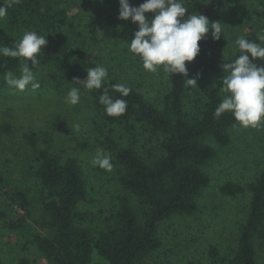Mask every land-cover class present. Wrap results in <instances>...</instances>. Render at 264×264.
<instances>
[{"label": "trees", "instance_id": "1", "mask_svg": "<svg viewBox=\"0 0 264 264\" xmlns=\"http://www.w3.org/2000/svg\"><path fill=\"white\" fill-rule=\"evenodd\" d=\"M206 1L182 0L188 9L186 15H205L209 23L216 22L222 10L246 20L252 16L244 6L245 0H211L201 11L200 6ZM129 2L133 6L132 0ZM146 15L151 18L152 14ZM65 28L73 30L60 0H19L8 9L6 21L0 22V47H13L25 31L45 36L47 44L36 67H53L56 72L50 75L53 82L57 85L70 83L87 93L94 110L108 124L129 129L131 122L138 123L149 132L162 135L160 153L149 161L132 148L118 146L110 137L105 142L116 165L122 170L119 184L144 206L142 217L139 219L127 200H122L115 216V228L94 234L79 225L82 215L78 206L86 200V186L77 160L68 158L62 161L59 155L47 149H37V133L27 131L24 139L34 150L36 168L33 175L41 186L40 197L34 205L23 190L5 191L11 213L1 212L0 221L6 229L16 231L31 220L41 230L34 236V242L48 264H145L160 247L159 224L173 216L192 215L197 211L199 192L210 183L203 166L216 157L215 148L205 139L211 138L218 146L225 147L229 143V129L237 124L230 112L223 113L219 119L214 115L222 101L219 91H222L223 78L215 88L205 92L206 102L200 117L192 121L187 119L183 109V96L190 87L180 74L167 72L170 90L160 110L146 102L137 88H131L127 97H121L112 88L118 84L115 80H106L99 90L87 91L83 82L77 84L73 81H83L87 70L96 67L97 63L91 54L67 38ZM87 28L94 43L112 40L128 47L137 31L130 19L122 21L118 15L111 16L100 9L89 15ZM245 39L261 43L255 34ZM224 45L221 39H212L210 30L199 42L197 57L187 64V78L215 71ZM240 54L239 49L236 57L226 64L234 62ZM23 62V58L0 56V76L8 71L18 72ZM252 62L264 67V58L253 59ZM4 85L5 80H0V86ZM105 87L113 98L126 99L127 109L122 116H108L100 104L99 97ZM2 129L8 131L9 126L4 125ZM245 192L251 195L249 211L240 228L236 251L228 264H260L257 247L264 246V172L246 186L227 182L220 188V193L228 197ZM210 255H217L215 248H210ZM94 258L97 260L93 262ZM16 264L32 263L27 257H21Z\"/></svg>", "mask_w": 264, "mask_h": 264}, {"label": "rangeland", "instance_id": "2", "mask_svg": "<svg viewBox=\"0 0 264 264\" xmlns=\"http://www.w3.org/2000/svg\"><path fill=\"white\" fill-rule=\"evenodd\" d=\"M210 1L202 3L201 11ZM60 2L73 29H64L67 38L91 54L97 65L108 69L107 81L115 80L118 84L137 88L146 102L160 110L170 90L167 72L161 68L156 73L145 71L141 60L122 42L100 40L94 43L90 39L89 15L98 9L111 16L118 15V0ZM132 4L138 7L142 3L132 0ZM244 6L252 13L250 20L226 10L217 16L216 22L222 24L220 39L225 44L224 50L217 69L195 77L196 88L189 86L190 90L183 96V109L190 121L200 117L206 102L205 92L227 76L223 65L239 52L235 41L250 34L256 37L264 34V0H245ZM5 21L6 17L0 20ZM134 29L138 30L135 24ZM33 71L40 82L39 89L29 87L21 92L7 84L0 86V213H11L5 191L23 190L34 205L40 197L41 186L33 175L36 168L34 150L24 139L27 131H33L38 136L37 149H47L59 155L62 161L77 160L86 186V200L78 206L82 215L79 225L94 234L115 228V216L122 200H127L140 219L144 206L119 184L122 170L108 150L106 138L110 137L120 147L132 148L149 161L160 153L162 135L149 132L138 123L131 122L129 129L108 124L94 110L87 93L81 92L80 102L75 106L66 103L67 93L74 86L53 82L50 79V75L56 73L53 67H35ZM20 73L21 69L14 74L19 76ZM0 80H4V76H0ZM219 93L222 99L226 95L222 91ZM4 125L9 126L8 131L2 129ZM228 133L229 143L225 147L218 146L211 138L205 139L215 148L216 157L203 166L210 183L199 192L197 211L192 215L173 216L159 224L160 247L145 264H228L234 255L251 195L245 192L228 197L220 193V188L227 182L246 186L264 172V123L258 128H242L236 124ZM98 149L111 155V171L92 165ZM39 233L41 230L31 220L16 231L6 229L0 221L1 263L16 264L19 258L27 257L32 264H48L34 242V236ZM212 247L217 251L215 257L210 255ZM257 251L259 263L264 264V246L257 247ZM96 260L94 258L93 262Z\"/></svg>", "mask_w": 264, "mask_h": 264}, {"label": "clouds", "instance_id": "3", "mask_svg": "<svg viewBox=\"0 0 264 264\" xmlns=\"http://www.w3.org/2000/svg\"><path fill=\"white\" fill-rule=\"evenodd\" d=\"M103 2V0H99ZM118 19H129L138 30L130 40L129 51L139 57L142 67L149 73H156L160 68L171 74H180L185 77L188 86L196 88V79L187 78V64L194 61L200 52L199 42L211 30L213 40L223 35L220 22L209 23L208 18L202 14L188 13L182 0H144L138 7L130 4L129 0H118ZM19 0H5L0 3V20H3L8 9L18 4ZM151 13V18L146 14ZM261 43L249 41L243 37L235 43L241 54L232 63L223 65V71L228 75L222 79V92L226 95L215 110L217 119L225 112H230L242 128H258L264 123V67H258L253 59L264 58V34H258ZM47 44L46 37L38 35L35 31H25L22 38L13 47H0V56L10 58H23L21 73L16 76L12 71L4 75L7 86L18 91L27 88L33 90L40 88V82L33 69L40 63L39 55ZM30 62V63H29ZM31 65V67H30ZM108 77V69L97 65L86 72L83 81L74 80L77 84L83 82L85 90H99ZM113 90L121 97H127L131 88L125 84H115ZM81 91L79 87H72L66 96V103L77 105L80 102ZM99 102L105 107L110 117H119L125 114L127 101L123 98H113L108 89L103 88ZM236 126V125H234ZM94 167L111 171V155L102 149L96 151L91 161Z\"/></svg>", "mask_w": 264, "mask_h": 264}]
</instances>
